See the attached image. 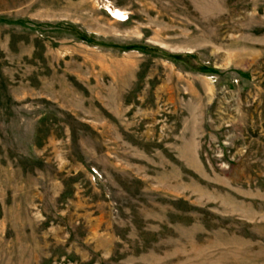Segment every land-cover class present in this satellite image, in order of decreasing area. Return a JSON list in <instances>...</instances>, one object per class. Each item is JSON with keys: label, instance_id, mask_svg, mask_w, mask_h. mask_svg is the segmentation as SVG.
Listing matches in <instances>:
<instances>
[{"label": "rangeland", "instance_id": "obj_1", "mask_svg": "<svg viewBox=\"0 0 264 264\" xmlns=\"http://www.w3.org/2000/svg\"><path fill=\"white\" fill-rule=\"evenodd\" d=\"M0 264H264V0H0Z\"/></svg>", "mask_w": 264, "mask_h": 264}]
</instances>
